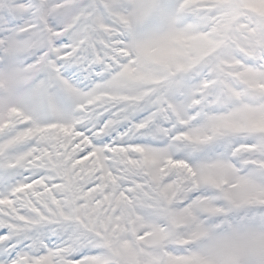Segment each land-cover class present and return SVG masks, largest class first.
Masks as SVG:
<instances>
[{"label":"snow or ice","instance_id":"1","mask_svg":"<svg viewBox=\"0 0 264 264\" xmlns=\"http://www.w3.org/2000/svg\"><path fill=\"white\" fill-rule=\"evenodd\" d=\"M0 264H264V0H0Z\"/></svg>","mask_w":264,"mask_h":264}]
</instances>
